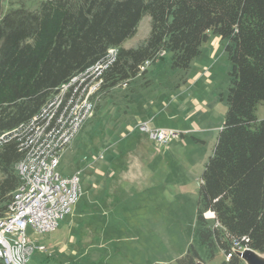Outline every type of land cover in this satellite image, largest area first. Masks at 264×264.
<instances>
[{"label":"trees","instance_id":"16d2710c","mask_svg":"<svg viewBox=\"0 0 264 264\" xmlns=\"http://www.w3.org/2000/svg\"><path fill=\"white\" fill-rule=\"evenodd\" d=\"M6 1L0 0V137L8 134L0 146V218L24 157L13 131L39 116L63 85L108 63L101 92H109L166 54L172 69L187 74L214 35L226 42L230 84L224 125L201 177L199 241L221 250L223 264H241L245 249L264 254V119L256 116L264 102V0H40L33 11H5ZM146 16L149 37L126 49ZM198 260L191 247L176 264Z\"/></svg>","mask_w":264,"mask_h":264},{"label":"rangeland","instance_id":"374dc122","mask_svg":"<svg viewBox=\"0 0 264 264\" xmlns=\"http://www.w3.org/2000/svg\"><path fill=\"white\" fill-rule=\"evenodd\" d=\"M39 5L40 0H7L4 9L33 11ZM150 31L146 16L125 48L140 46ZM211 40L188 75L201 73L191 90L196 113L189 120L172 100L183 71L172 69L170 54L128 85L101 92L95 114L57 168L62 176L79 175L82 195L55 231L27 230L30 244L45 247L35 249L29 264H176L191 247L200 256L197 264L225 262L221 250L201 245L197 221L201 177L228 110L231 62L225 44L216 50ZM132 116L182 135L158 150L138 131L141 122L128 135L125 121ZM256 116L264 119V102Z\"/></svg>","mask_w":264,"mask_h":264},{"label":"built area","instance_id":"2783aa9c","mask_svg":"<svg viewBox=\"0 0 264 264\" xmlns=\"http://www.w3.org/2000/svg\"><path fill=\"white\" fill-rule=\"evenodd\" d=\"M110 53L114 57L117 50ZM107 64H97L63 85L39 116L13 131L24 157L15 166L19 186L8 212L0 218V259L4 264H29L35 249L45 247L30 244L27 230L36 234L55 231L81 197L79 175L62 176L57 168L64 151L95 114ZM138 131L158 150L182 135L150 122H141ZM6 135L0 137V146Z\"/></svg>","mask_w":264,"mask_h":264},{"label":"crops","instance_id":"0c3cea01","mask_svg":"<svg viewBox=\"0 0 264 264\" xmlns=\"http://www.w3.org/2000/svg\"><path fill=\"white\" fill-rule=\"evenodd\" d=\"M210 40L212 41L211 44L216 50L220 47L221 44L226 45V43L218 36L210 35ZM189 73L190 71L187 74L183 72V74L181 75V81L180 80L177 81L175 86V94L172 99L174 105H176V107L178 108V111L184 112L186 114V119L188 120L193 116V114L196 113V109L192 108L193 101L191 96V90L194 88L193 87L194 82L197 81V79L201 76V73H198L197 76L191 79L188 77ZM197 106L199 105L197 104ZM197 108L200 109L201 107H197ZM171 118L178 119V116L172 115ZM142 121L143 120L137 116L128 117L125 121V126H126V130L128 131V135H133L135 132H138L135 131L134 128L136 127L137 124H139ZM139 141L140 140H138L137 142Z\"/></svg>","mask_w":264,"mask_h":264},{"label":"water","instance_id":"95a60500","mask_svg":"<svg viewBox=\"0 0 264 264\" xmlns=\"http://www.w3.org/2000/svg\"><path fill=\"white\" fill-rule=\"evenodd\" d=\"M238 255L247 264H264V259L258 257L260 254L253 250L245 249L243 252L238 253Z\"/></svg>","mask_w":264,"mask_h":264},{"label":"bare ground","instance_id":"6f19581e","mask_svg":"<svg viewBox=\"0 0 264 264\" xmlns=\"http://www.w3.org/2000/svg\"><path fill=\"white\" fill-rule=\"evenodd\" d=\"M206 216H207L208 218H211V217H213V214H212L211 212H207V213H206ZM262 255H263V254L258 255V257L264 259V257H263Z\"/></svg>","mask_w":264,"mask_h":264}]
</instances>
